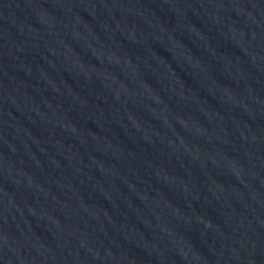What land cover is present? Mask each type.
<instances>
[{
  "label": "water",
  "instance_id": "obj_1",
  "mask_svg": "<svg viewBox=\"0 0 264 264\" xmlns=\"http://www.w3.org/2000/svg\"><path fill=\"white\" fill-rule=\"evenodd\" d=\"M0 264H264V0H0Z\"/></svg>",
  "mask_w": 264,
  "mask_h": 264
}]
</instances>
